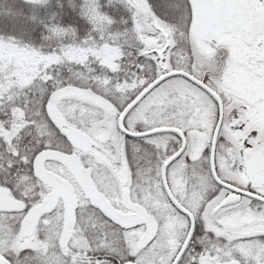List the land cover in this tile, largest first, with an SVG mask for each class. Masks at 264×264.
<instances>
[{
    "label": "snow or ice",
    "instance_id": "1",
    "mask_svg": "<svg viewBox=\"0 0 264 264\" xmlns=\"http://www.w3.org/2000/svg\"><path fill=\"white\" fill-rule=\"evenodd\" d=\"M0 264H264V0H0Z\"/></svg>",
    "mask_w": 264,
    "mask_h": 264
}]
</instances>
